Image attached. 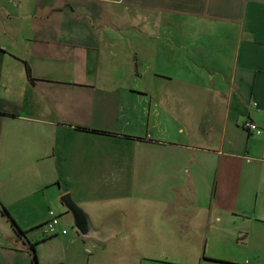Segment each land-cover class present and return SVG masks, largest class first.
<instances>
[{"label": "crops", "instance_id": "crops-1", "mask_svg": "<svg viewBox=\"0 0 264 264\" xmlns=\"http://www.w3.org/2000/svg\"><path fill=\"white\" fill-rule=\"evenodd\" d=\"M250 120L264 0H0V264H252ZM66 193L102 238L39 233Z\"/></svg>", "mask_w": 264, "mask_h": 264}, {"label": "water", "instance_id": "water-1", "mask_svg": "<svg viewBox=\"0 0 264 264\" xmlns=\"http://www.w3.org/2000/svg\"><path fill=\"white\" fill-rule=\"evenodd\" d=\"M61 202L68 208L73 217V222L76 225L77 231L83 235V237H99L102 238L106 230L103 227L96 228L89 216L84 212L80 206H78L73 200L71 194H64L60 197Z\"/></svg>", "mask_w": 264, "mask_h": 264}, {"label": "rangeland", "instance_id": "rangeland-1", "mask_svg": "<svg viewBox=\"0 0 264 264\" xmlns=\"http://www.w3.org/2000/svg\"><path fill=\"white\" fill-rule=\"evenodd\" d=\"M58 205H59V207H61L60 202ZM61 220H62V226L66 225L65 228H68L69 232H75V230H77L76 225L73 222V218L70 214L64 213L61 216ZM45 222H46V220L43 222V225L39 226V229L41 231L39 233H41L42 235H44L43 234V228L46 225ZM54 237H56V236H54ZM215 251L217 253L224 251L225 257H229L231 255H234V253H238L241 256L242 253L244 252V251H241L240 249H234L231 247H227V248L225 247V250L224 249H215ZM211 253H213V251H211ZM244 256H246L248 259H250L252 264H264V244H263V248H260V249L254 248L252 250H248L247 254Z\"/></svg>", "mask_w": 264, "mask_h": 264}, {"label": "built area", "instance_id": "built-area-1", "mask_svg": "<svg viewBox=\"0 0 264 264\" xmlns=\"http://www.w3.org/2000/svg\"><path fill=\"white\" fill-rule=\"evenodd\" d=\"M243 126L249 133H253L259 136L264 135V128L259 127V125H257L254 121H246ZM45 224L46 225L43 228V233L45 236L54 237L59 234L64 235L68 232L67 228L61 227V216L52 209L48 210V217Z\"/></svg>", "mask_w": 264, "mask_h": 264}, {"label": "trees", "instance_id": "trees-1", "mask_svg": "<svg viewBox=\"0 0 264 264\" xmlns=\"http://www.w3.org/2000/svg\"><path fill=\"white\" fill-rule=\"evenodd\" d=\"M29 71V76L31 77V74H30V70ZM2 213L5 215V217H7L15 226L16 228V231L18 232V234L20 235V237H23L24 235H26L27 231H22L17 225L16 221L12 218V216L9 214V212H7L5 206L2 205ZM35 243H30V248H31V251L33 253V262L35 264H38V260H37V253H36V249H35Z\"/></svg>", "mask_w": 264, "mask_h": 264}]
</instances>
